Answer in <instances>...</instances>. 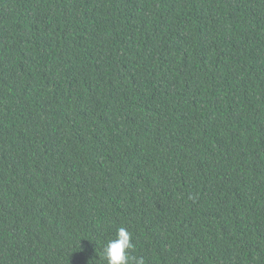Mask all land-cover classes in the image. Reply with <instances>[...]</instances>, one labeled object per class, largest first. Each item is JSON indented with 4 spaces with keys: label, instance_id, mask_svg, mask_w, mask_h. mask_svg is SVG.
I'll use <instances>...</instances> for the list:
<instances>
[{
    "label": "trees",
    "instance_id": "16d2710c",
    "mask_svg": "<svg viewBox=\"0 0 264 264\" xmlns=\"http://www.w3.org/2000/svg\"><path fill=\"white\" fill-rule=\"evenodd\" d=\"M264 264V0H0V264Z\"/></svg>",
    "mask_w": 264,
    "mask_h": 264
},
{
    "label": "clouds",
    "instance_id": "9594fccd",
    "mask_svg": "<svg viewBox=\"0 0 264 264\" xmlns=\"http://www.w3.org/2000/svg\"><path fill=\"white\" fill-rule=\"evenodd\" d=\"M134 247L132 234L125 228H118L115 238L107 241L103 253L107 264H129V250ZM135 264H145L144 257H131Z\"/></svg>",
    "mask_w": 264,
    "mask_h": 264
}]
</instances>
